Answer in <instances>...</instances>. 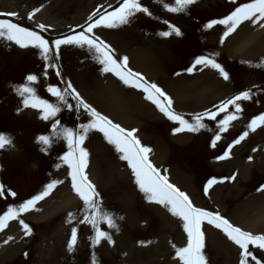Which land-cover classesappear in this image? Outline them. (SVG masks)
<instances>
[{
  "label": "rangeland",
  "instance_id": "rangeland-1",
  "mask_svg": "<svg viewBox=\"0 0 264 264\" xmlns=\"http://www.w3.org/2000/svg\"><path fill=\"white\" fill-rule=\"evenodd\" d=\"M224 1L226 0H203L201 4L195 5L196 7L182 11L181 15L179 12L165 13L163 11L162 5L169 4L170 0H145L143 6L149 10L151 15L143 13L137 18L134 16L131 18L130 26L124 28L122 25H118L117 31H113L112 28L110 30L108 28L94 30L95 35L114 49L115 56L118 58H128L127 56L133 54L140 42L144 43L142 46L149 45L152 50L151 55L147 57L152 60H144V62H148L146 64L148 67L143 66L142 69L146 68L145 71H148V75L154 78V83L171 98L174 111L184 115L190 121L193 115L211 109L221 101L234 96L233 93L249 90L250 99L238 102L242 109L238 116L241 117L230 122L226 132L220 133L221 139L216 142L215 147L211 146V142L218 132L217 124L214 121L205 120L207 127L197 133L172 134L171 129L177 125L168 121L150 101L147 100L143 105L140 95L136 94V96L134 92L118 91V94L116 93L115 96L120 95V100L123 101L122 105L121 102L119 103L121 105L120 113L116 106L105 103L100 98L99 90L108 91V88L105 87L107 85L101 84L107 76L100 71L102 66L92 58L93 53H90L86 48L62 46L59 63L65 80H71L74 88L87 103L124 129L135 130V137L143 146L150 149L148 153L150 162L161 171L162 175H165L176 186L179 185L182 191L190 194L196 207L203 206L205 210L213 212L218 205L223 214L231 218L235 224L256 229L264 235V213L253 215L255 223L247 224L250 218L247 215H242L241 207L242 203L251 199L252 204L258 202L259 205L253 212H264V201H262L264 194L260 196L259 193H256V188L263 186L260 185V182L264 180V165L259 164L256 167L253 161L251 163L252 170L245 180L240 182L237 180L234 185L228 184L232 182L230 177L233 176L230 174L233 167L238 168L240 163L249 157L257 158L264 154V125L258 122L255 130L247 127L254 117L264 113V100L259 97L262 88L264 89V66H257L254 62L256 54L252 51H257L259 48L252 50L254 47L250 46V51L236 55L244 61L228 60L223 54L233 51V45L229 44L224 50L219 47L214 38L211 41L207 40L211 33L202 29V23L209 22L216 16L226 13L235 5ZM118 3L119 0H7L0 2V9L12 10L18 19H21L29 9H31L30 13H33L34 9H39L30 19L33 23L38 20L44 23L47 30L43 33L49 39L54 40L73 34L76 30L73 24L82 21L84 16L87 18L92 16L98 4H104V7L99 11L105 9L111 11L112 8L118 7ZM110 5L112 7H109ZM189 10L191 11L189 12ZM159 21H163V23L159 24ZM164 21L178 27L182 35L178 37L173 33L167 39L160 36L159 32L170 30ZM206 41L211 43H205ZM259 50L264 51V48ZM201 54H205V56L213 54L219 57V62L230 74V80L223 81L218 74L211 75L208 72L210 70L205 71V73H209L207 75L205 73L201 75L197 70L192 74L185 72L184 69L190 66L189 61L193 62ZM44 65L45 62L36 48L31 46L22 48L15 42L9 41L6 35L0 36V133L11 139V144L0 149V185L3 186L5 193L12 187L22 194L20 197H24L39 191L44 182L46 185L53 179L61 181L58 187L50 192L49 197L51 198L42 205L43 212L52 205L58 206L59 215L41 222L36 218V221L31 220L34 215L28 216L27 219L30 221L28 223L32 229H45V233L39 235L37 239L50 244L48 249L51 246L57 249L65 246L66 234L62 228L66 227L64 225L69 213L72 214V217L79 216L82 213V207L69 210L62 207V201L68 197L69 193L66 184L70 188L71 179L68 175L67 165L58 157L67 151V147L62 136L52 135L51 125L58 118L60 125L57 131L63 127H70L73 131H77V125L87 123L90 117L83 112V109L79 114L76 112L75 100L71 96L66 97L68 103L73 105V109L70 111L65 104L49 94L47 91L49 86L63 89V83L55 75L54 69H50L51 73L48 71L45 77ZM177 73L179 74L177 75ZM29 74H34L37 79L39 78L36 85H34L36 81L26 80ZM204 75L210 86L203 89L205 92L196 91L192 94L186 92L188 84L198 78H203ZM25 86L33 88L36 96L59 106L61 111L57 118L45 121L41 118L40 108L25 107L22 101L26 98L30 99V96L28 93L21 96L17 90L18 87L21 89ZM133 95L139 103H133L135 101L132 100ZM256 101H258L257 104ZM229 110H232L231 106ZM245 131L248 132V135L240 145L241 148L233 153L229 152V156L225 159H217L227 146ZM41 134L49 135L52 140L50 146L37 142V137ZM83 147L89 153L85 173L100 194L99 215L102 217L108 213L115 221L119 217L118 212L122 203L125 205L124 201L130 200L132 203L126 211L132 216L131 219L129 218L130 221H125L122 231H118L119 243L112 251L108 250L107 245L105 246L102 242L95 247L96 250L88 240L90 236H93L90 235L93 230L91 225H82L79 236L77 235V243L74 245L77 249H73L67 260L66 258L62 259L60 264H74L71 263V260L80 261V258H85V261L89 258V261H93V255L103 258L104 262L99 264H117L120 261V254L124 256L122 258H126L128 264H182L183 262L176 255L173 257L171 255L176 245H182L183 236L175 229L163 227L164 221L160 219L157 212L145 205L146 201L142 198L144 195L140 194L141 199H137L139 190L131 170L125 161L118 158L119 154L115 152L114 146L107 144L101 133L91 131L86 137ZM210 178L217 180L215 184L225 185L221 187L223 192L217 196L219 199H216L215 203L208 202V196L204 193V185ZM214 185L209 187L213 193ZM211 193L209 192V194ZM259 198L262 202H259ZM244 199L246 201L243 202ZM19 201L12 203L19 205L22 203ZM124 205L122 206L125 209ZM205 226L203 225V228ZM99 227L101 230L110 231L104 223H100ZM57 230L60 231H58L59 234H56ZM207 236L210 237L209 230ZM214 242L204 244L202 251L206 264H239V251L230 259L224 260L222 252L224 250L216 245V243L222 244L223 241L216 236ZM35 244L34 237L28 245L33 247ZM22 248V246L16 247V254L11 253L10 256L0 259V264H34L37 260L31 259L32 254H29V258H24L19 254ZM253 252H256L254 255L258 259L264 260L263 251L255 249ZM106 253L108 258L105 261L104 254ZM136 253H140L141 261L127 257ZM90 263L93 264V262Z\"/></svg>",
  "mask_w": 264,
  "mask_h": 264
},
{
  "label": "snow or ice",
  "instance_id": "snow-or-ice-1",
  "mask_svg": "<svg viewBox=\"0 0 264 264\" xmlns=\"http://www.w3.org/2000/svg\"><path fill=\"white\" fill-rule=\"evenodd\" d=\"M196 3V0H175V7L165 5L168 12H180L186 6ZM236 3V0H232ZM109 7H112L111 5ZM39 9H34L33 13ZM137 13H144L151 15L149 10L144 7L139 0H119L118 7L112 8L111 11L105 9L104 11H97L89 17L88 22L81 28L79 32L58 37L51 42L42 36V32L46 31L45 25H38L40 31L30 30L14 23L10 19L0 18V36H5L9 41H14L20 47L31 46L39 50V54L45 62L44 75L47 76L49 69L55 70V75L63 83V89L57 86H49L47 91L58 101L65 104L68 110L73 109V105L69 104L66 97L71 96L75 100V110L79 114L80 110L90 117L87 123H80L77 125V131H73L70 127H63L57 131L60 125V120L57 118L61 108L56 104L50 103L34 94V89L29 87H22L20 95L28 93L30 99L26 98L22 101L25 107L40 108L42 111V119L48 121L52 118L55 122L51 125V132L53 136H62L66 142L67 151L58 157L67 165L68 175L71 179V188L76 195L83 202L85 215L81 223L90 224L94 235L90 237L92 246L98 245L101 240H107L109 244L113 243L112 237L108 231L101 230L100 223L106 224L108 229L119 230L112 216L105 213L102 217L99 215V208L101 204L100 194L96 187L88 179L85 169L87 167V160L89 153L83 147L84 141L91 131H97L103 135L107 144L114 146L115 152L119 154L118 158L127 163L131 173L134 177V182L138 190L144 194L145 198L158 205L165 207L172 216L178 217L183 224V230L187 235V245L178 248L176 257L179 258L183 264H206L203 255L204 248V231L203 225L206 223L214 229L219 230L227 237L229 241L238 246L239 249V264H264V260L258 259L254 255L252 249H259L264 251V235H253L250 232L243 231L241 228L234 226L228 219L223 217L218 212L208 211L194 206L190 197L177 186L170 183L165 175L161 174L149 160L148 153L150 149L143 146L141 142L135 137V130H126L119 124L114 123L107 116L102 115L89 103H87L80 93L74 88L70 79L65 80L61 72L60 50L62 46H74L81 49H87L93 53V59L101 65L100 71L103 73H112L124 85L140 89L144 93V98L150 101L160 113L170 122L177 125L171 129L172 134L182 132L197 133L201 129L207 127L205 120L214 121L217 124L218 132L211 142V146L215 147L216 142L221 139L220 133L228 130L230 122L236 120L241 113V105L238 103L242 100L250 99V91H241L231 98L221 101L214 105L211 109L205 110L203 113L195 114L191 117V121L185 118L184 115L174 111L173 102L171 98L155 83L147 82L139 73L132 72L127 66V58H117L114 49L99 36L95 35L94 30L98 28H115L118 25H127L130 23ZM8 15L15 16V13L0 14V17ZM95 17V18H94ZM249 21L252 24L259 23L260 27L264 28V0H250L247 3H241L236 6L228 15L221 19H214L207 22L203 27L211 29L214 25H223L224 31L220 37V42L223 43L226 37L236 31L237 27L243 22ZM170 30L161 31L159 35L162 37H169L173 33L176 36H181V30L172 25L168 21H164ZM197 66H201L200 70L204 68H211L215 70L219 77L224 81L230 80V74L225 68L217 62L216 59L209 58L204 55L197 56L193 63L184 69L188 74H192L197 70ZM179 73H177L178 75ZM29 82H35L37 76L29 74L26 77ZM230 106L232 110L230 111ZM223 114V117H218ZM78 118V117H77ZM258 122L264 125V113L254 117L247 125L248 129L255 130ZM248 135L245 131L241 133L236 139L230 143L223 151V154L217 159H225L229 156V152L234 145L240 144L242 140ZM37 142L45 146H50L52 140L49 135L41 134L37 137ZM11 144V139L5 134L0 133V149H4L6 145ZM44 150V149H42ZM251 159V157H249ZM58 166V165H56ZM235 177H230L234 179ZM61 183L58 180H51L43 186V190L29 199L20 203L17 207L9 206L6 211L0 214V230L5 227L8 220L16 219L21 213L27 212L33 208L37 202L47 197L55 186ZM217 183L215 178H210L204 185V193L208 194L209 187ZM264 189V186H262ZM9 195L15 197V193L8 191L5 193L4 188L0 185V196ZM90 210V215L88 214ZM72 214L69 213V217ZM122 219V217L120 218ZM24 229L25 235L31 234L30 226L23 220L20 221ZM77 228L71 229V237L68 241L67 248L71 252L73 246L77 243ZM252 246L251 248L249 246ZM27 255V254H26ZM93 264H95L96 257L93 255Z\"/></svg>",
  "mask_w": 264,
  "mask_h": 264
},
{
  "label": "bare ground",
  "instance_id": "bare-ground-1",
  "mask_svg": "<svg viewBox=\"0 0 264 264\" xmlns=\"http://www.w3.org/2000/svg\"><path fill=\"white\" fill-rule=\"evenodd\" d=\"M6 1L7 0H0V2H6ZM73 25H76V24H73ZM241 29H242V26H240L235 32H233V35H232V37L234 39H233V42L231 44L234 46V49L236 51L235 54H240L241 52L243 53V52H246V51H250V48H249L250 46L251 47H254V48H261V49L264 48V30H261V31H259L257 33H250L249 36H246L245 33H248V32L247 31H242L240 33V30ZM239 36H241L242 38H239ZM227 44H228V42H226V45ZM151 50H152V48L150 46L149 47L148 46H143L142 49L140 50V53H138L136 55V60L139 63L144 62V60L145 61L146 60H150V59L152 60V58H148L147 57L148 55H151ZM146 64H147V62L145 63L144 66H146ZM205 75H207V74H205ZM208 84L209 83L206 81V77L203 76V78H198V79H196V81H193L190 84H188V87H186V89H187L186 92H188L190 94H192V93H194L196 91H200L201 93L202 92H205L203 89H206L209 86ZM106 85L107 86H105V87H107L108 88V91H110V92H108L105 89H100L99 90L100 98L102 100H104L105 103H109V104L111 103L114 106H116L117 107L116 108L117 111L120 113V110H119L120 108L119 107H121V105L123 104V101L120 100V97H121L120 95L115 96L116 93L118 91H120V89L116 86V84L114 82H108ZM111 90H113V91H111ZM132 100H135L133 103H135V102L136 103H139V101L135 98V96H132ZM143 105H144V102H143ZM248 168H249V165H243V167H242L241 177L243 179L246 178ZM94 177L96 178L95 175H94ZM221 192H223V189L221 188V186H216L215 187V192H214V194L216 193L215 197H217L218 195L220 196ZM263 193H261V194H263ZM72 201H73V199L72 198H69L68 200H66L65 204L68 205V203H70ZM262 201H264V199ZM262 201H260V198H259V202H262ZM150 205H148V206L150 208H152L155 212H158V214L162 217L161 219L164 221L163 227H165L167 229H170V227L172 225L173 228L176 230L177 221L175 219H170L167 216L166 208L165 207H163V206H156V205H153V204H150ZM243 205L244 206H242V211H243V214L242 215H247V217L250 218L248 220L249 222L247 221V224L252 223V222L255 223L254 218H253V215H261L262 213H264V212H260V211L253 212V210L255 211V210H257L256 208L259 207L258 202L255 203V204H252L251 201H248V202L244 203ZM41 218H42L41 215H37L36 216V219L37 220H39ZM8 251L9 250H7V251L2 250L0 252V258L1 257L2 258L8 257L9 254H10Z\"/></svg>",
  "mask_w": 264,
  "mask_h": 264
}]
</instances>
